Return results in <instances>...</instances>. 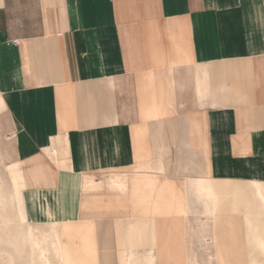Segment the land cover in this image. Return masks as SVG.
<instances>
[{
	"label": "crops",
	"instance_id": "0c3cea01",
	"mask_svg": "<svg viewBox=\"0 0 264 264\" xmlns=\"http://www.w3.org/2000/svg\"><path fill=\"white\" fill-rule=\"evenodd\" d=\"M1 113L65 264H264V0H0Z\"/></svg>",
	"mask_w": 264,
	"mask_h": 264
},
{
	"label": "rangeland",
	"instance_id": "374dc122",
	"mask_svg": "<svg viewBox=\"0 0 264 264\" xmlns=\"http://www.w3.org/2000/svg\"><path fill=\"white\" fill-rule=\"evenodd\" d=\"M6 118L3 114H0V184L3 187L4 194L9 199L10 193H8L7 185H10V174L8 171L9 166L14 162L12 156V148L9 142V132L7 127ZM3 178V179H2ZM4 182L6 184H4ZM11 207H0V238L3 240V244L0 243V264H45L47 261L50 264H61L58 261L54 253L55 238L54 227L55 224H36L30 223L33 226V230L37 236L42 238L40 247L33 249L30 244L23 242V236L25 234V221H28L24 213V204L19 195H15V200L11 201ZM16 204L19 205L16 206ZM3 220V221H2ZM10 221V222H8ZM13 221V222H12ZM193 227V225H191ZM197 233L195 238L189 240L188 246L192 247L196 255L190 256L194 262L198 264H209L210 261H215V255L213 249L211 250V240L204 239V236H199ZM64 241V237L62 236ZM13 242V243H12ZM43 242V244H42ZM42 245V246H41ZM42 248L47 257L42 256ZM35 251V252H34ZM21 252V253H20ZM34 252V253H33ZM33 253V254H32ZM188 256V255H187ZM189 258V257H187ZM138 264H147L144 257L136 256ZM44 262V263H42ZM170 262V260H169ZM99 264H114L113 257H110L108 263L101 262ZM123 264V263H122ZM159 264V260H157ZM171 264V263H170Z\"/></svg>",
	"mask_w": 264,
	"mask_h": 264
},
{
	"label": "bare ground",
	"instance_id": "6f19581e",
	"mask_svg": "<svg viewBox=\"0 0 264 264\" xmlns=\"http://www.w3.org/2000/svg\"><path fill=\"white\" fill-rule=\"evenodd\" d=\"M4 190L5 189H3V187L0 184V207L4 206V207H8L9 208V207H11V203L10 202L15 200V195L13 193H11L10 196H9L10 198L8 199L6 197L7 194L6 195L4 194ZM16 206L19 207L18 204H16ZM0 218H2V217H0ZM8 222H10V221H8ZM22 225L25 226V234L23 236V242L30 244V246L33 249H36V247H40L41 241H43V240H42V238H40L39 236H37L35 234L32 224L29 221H25V224L22 223ZM53 227H54L53 236L55 238L54 239L55 240V242H54L55 243L54 244V253H55L56 257L58 258V261L61 264H65V262H66V248H65V243H64V241L62 239V236H61V225L58 224V225H55ZM0 243H1V245L3 244L2 238H0ZM42 244H43V242H42ZM42 250H43V248H42ZM44 250L42 251L41 254H42L43 257H45V256L47 257V255H45V252L47 254V251H44ZM69 260H70V256H69ZM69 260H68V256H67V261L69 262ZM42 263H44V262H42ZM45 264H50V262L47 261ZM69 264H70V262H69Z\"/></svg>",
	"mask_w": 264,
	"mask_h": 264
}]
</instances>
